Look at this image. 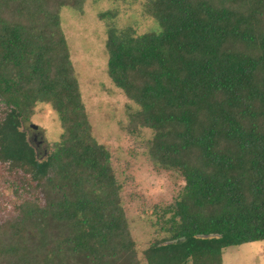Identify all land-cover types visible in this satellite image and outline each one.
<instances>
[{"label":"trees","instance_id":"trees-1","mask_svg":"<svg viewBox=\"0 0 264 264\" xmlns=\"http://www.w3.org/2000/svg\"><path fill=\"white\" fill-rule=\"evenodd\" d=\"M83 1L0 0V165L18 202L8 228L55 222L57 247L42 252L43 264H65L56 256L68 250L104 264L107 252L133 244L110 152L90 140L61 30L59 8ZM142 7L158 30L105 21L107 73L138 106L129 121L154 131L142 142L150 162L182 181L170 202L153 205V239L142 253L147 264H224V248L264 239V0ZM40 101L62 125L44 156L21 128ZM15 252L12 243L0 249Z\"/></svg>","mask_w":264,"mask_h":264},{"label":"rangeland","instance_id":"rangeland-1","mask_svg":"<svg viewBox=\"0 0 264 264\" xmlns=\"http://www.w3.org/2000/svg\"><path fill=\"white\" fill-rule=\"evenodd\" d=\"M143 2L84 0L79 8L63 5L58 10L73 75L90 123V140L103 144L110 152L111 165L121 186L119 203L133 240L132 246L122 252H107L104 264H147L142 250L153 239L150 222L153 205L170 202L182 184L177 172L157 170L150 162L142 142L152 139L154 131L129 121L138 106L107 73L106 20L110 19L118 28L130 26L137 33L159 29L157 22L144 12ZM103 12L109 15L104 20L100 18ZM21 128L41 156L48 154L62 131L57 112L50 103L43 101L31 107L30 117L22 121ZM5 172L0 165L3 189L0 191V249L12 243L17 252L5 256L0 253V264H43L42 252H52L57 247L55 222L34 228L29 226L19 234L9 231L8 225L16 216L18 202L3 182ZM45 189L37 185L32 192L44 201ZM90 192L98 198L103 195L97 188H90ZM56 258L65 264H89L83 255L69 250ZM222 258L224 264H264V239L230 245L223 249Z\"/></svg>","mask_w":264,"mask_h":264},{"label":"water","instance_id":"water-1","mask_svg":"<svg viewBox=\"0 0 264 264\" xmlns=\"http://www.w3.org/2000/svg\"><path fill=\"white\" fill-rule=\"evenodd\" d=\"M32 127H34V128H36V126L35 125H31Z\"/></svg>","mask_w":264,"mask_h":264}]
</instances>
